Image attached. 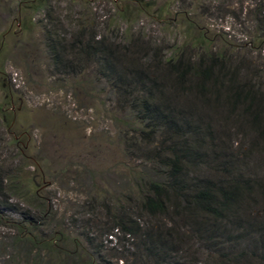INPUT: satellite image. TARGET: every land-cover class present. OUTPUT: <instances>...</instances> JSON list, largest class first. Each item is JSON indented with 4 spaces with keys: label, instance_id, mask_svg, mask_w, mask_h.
Here are the masks:
<instances>
[{
    "label": "rangeland",
    "instance_id": "rangeland-1",
    "mask_svg": "<svg viewBox=\"0 0 264 264\" xmlns=\"http://www.w3.org/2000/svg\"><path fill=\"white\" fill-rule=\"evenodd\" d=\"M38 1L0 0V201L13 206L0 209V264H100L95 255L126 264L117 259L120 252L128 255L127 264H136L133 237H101L94 230L111 225L119 208L135 215L136 187L159 182L165 168L158 156L136 157L139 144L127 140L133 117L119 111L115 95L90 69L70 73L54 66L46 33L54 26L68 42L86 28L116 45L135 42L146 62L154 53L195 59L203 54L196 44L202 34L207 53L223 54L240 81L264 94V12H253L243 0H40L43 7L35 11ZM224 121L213 125L216 136L235 141L230 151L249 152L252 136L242 127L244 134L228 138ZM249 164L242 174L264 191L263 153ZM254 198L260 201L247 216L256 226L264 217V196ZM27 211L35 224L24 222ZM182 232L184 264H209L219 253L246 251L250 259L263 253L254 244L255 229L242 235V243L231 239L209 249L188 229Z\"/></svg>",
    "mask_w": 264,
    "mask_h": 264
},
{
    "label": "trees",
    "instance_id": "trees-1",
    "mask_svg": "<svg viewBox=\"0 0 264 264\" xmlns=\"http://www.w3.org/2000/svg\"><path fill=\"white\" fill-rule=\"evenodd\" d=\"M243 1L253 7V12H264V0ZM43 4L39 0L33 10L38 11ZM156 11L157 17H161L163 10ZM55 28L46 33L45 43L54 66L70 73L90 69L97 82L115 95L119 111L133 117L135 128L127 140L132 145L139 144L136 157L158 156L165 168L159 182L136 187L139 202L135 215L119 208V215L110 218L111 225L93 228L97 235L133 237L140 260L136 264H184L179 246L185 233L182 228L197 236L207 249L217 243L229 244L231 239L242 243V235L255 229L254 244L263 250L260 256L250 255V259L246 251L235 255L219 253L209 264H264V217L255 226V219L247 216L260 201L254 194L264 196V191L242 174L258 152L264 155L261 90L249 81H240L239 71L230 69L223 54L207 53L202 34L196 44L202 45L203 54L197 58H157L154 53L146 62L135 42L116 45L96 38L86 28L78 30L67 42L65 34ZM219 120H225L228 138H235L240 131L244 134L242 127L245 128L244 135L253 138L249 152L228 150L235 141L229 139L226 144L216 136L213 125L219 124ZM128 135L127 132L123 136ZM157 138L160 139L155 141ZM214 163L217 166L210 176L201 177L202 169ZM1 180L0 177V199L5 194ZM9 188L12 190L11 185ZM12 207L0 201V209ZM35 221L27 211L24 222L32 225ZM165 221L172 226L166 227ZM93 230L86 234L87 239ZM225 230H235L238 235L230 236ZM102 247L97 243L95 249L100 253ZM117 254V259L127 264L128 255ZM94 257L100 258V264H118L111 257Z\"/></svg>",
    "mask_w": 264,
    "mask_h": 264
}]
</instances>
